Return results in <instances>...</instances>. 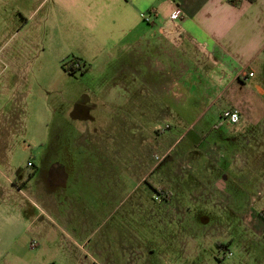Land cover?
<instances>
[{
	"label": "rangeland",
	"instance_id": "374dc122",
	"mask_svg": "<svg viewBox=\"0 0 264 264\" xmlns=\"http://www.w3.org/2000/svg\"><path fill=\"white\" fill-rule=\"evenodd\" d=\"M22 3L0 0V264H264V114L233 132L206 114L191 131V170L174 173L176 149L148 177L163 152L138 145L156 99L132 100L127 68L68 76L59 61L74 56L35 48L32 25L23 27L31 3ZM32 161L41 168L25 196L7 195L14 180L28 181ZM45 178L57 183L60 209L87 217L89 254L104 230L127 262L86 259L78 245L48 239L32 195Z\"/></svg>",
	"mask_w": 264,
	"mask_h": 264
},
{
	"label": "crops",
	"instance_id": "0c3cea01",
	"mask_svg": "<svg viewBox=\"0 0 264 264\" xmlns=\"http://www.w3.org/2000/svg\"><path fill=\"white\" fill-rule=\"evenodd\" d=\"M21 2L31 3L23 27L32 25V44L37 50L53 51L58 60L73 55L70 59H79L85 67L79 77L97 66L127 68L132 81L121 84L132 86V100L142 101L144 95L156 99L157 106L148 114L149 137L138 145L139 151L163 152L157 162L145 167L148 177L176 149L174 173L184 175L179 166L191 170L186 151L199 146V133L191 131L206 114H212L219 125L227 124L220 118L223 109L239 110L240 121L230 127L231 132L248 125L249 114H264V0ZM174 11L179 16L171 19ZM32 163L36 172L22 185L14 180L5 188L7 195L25 196L24 188L41 168L38 162ZM56 185L45 178L32 193L37 216L49 222L48 239L65 241L68 249L78 245L86 259L127 262V256L116 257L120 244L104 230L92 241L89 254L87 245L84 248L85 242H91L90 226L83 220L87 217L80 208L60 209ZM127 246L132 243L126 242ZM161 257L167 260L168 255Z\"/></svg>",
	"mask_w": 264,
	"mask_h": 264
},
{
	"label": "built area",
	"instance_id": "2783aa9c",
	"mask_svg": "<svg viewBox=\"0 0 264 264\" xmlns=\"http://www.w3.org/2000/svg\"><path fill=\"white\" fill-rule=\"evenodd\" d=\"M179 14L178 12L174 11L170 14V18L171 19H176L178 18ZM70 63H73L75 65H78V66H81L82 67V64H80V62L78 61H72ZM69 63V64H70ZM253 73H249V76H252ZM220 118L223 122L227 123V124H230V125H236L239 123L240 121V114L238 112L237 109H225L221 112L220 114ZM156 159H158V157L156 156L155 157ZM28 165H31L30 163H28ZM227 255H231V253L228 251L227 252Z\"/></svg>",
	"mask_w": 264,
	"mask_h": 264
},
{
	"label": "flooded vegetation",
	"instance_id": "af4514ba",
	"mask_svg": "<svg viewBox=\"0 0 264 264\" xmlns=\"http://www.w3.org/2000/svg\"><path fill=\"white\" fill-rule=\"evenodd\" d=\"M64 70L68 73V74H71V75H74L76 72H84L85 69L81 66H78V65H75L73 63H70L68 65H66V67L64 68Z\"/></svg>",
	"mask_w": 264,
	"mask_h": 264
},
{
	"label": "trees",
	"instance_id": "16d2710c",
	"mask_svg": "<svg viewBox=\"0 0 264 264\" xmlns=\"http://www.w3.org/2000/svg\"><path fill=\"white\" fill-rule=\"evenodd\" d=\"M72 61H78V62H79V59H77V58H72V59H70V60H62V61H61V66H62V68L64 69V68L66 67L67 63H70V62H72ZM35 172H36V168L32 171V173L29 174V177H31Z\"/></svg>",
	"mask_w": 264,
	"mask_h": 264
}]
</instances>
